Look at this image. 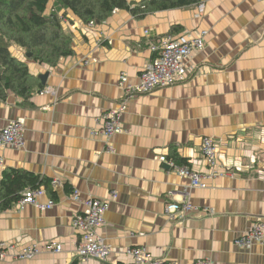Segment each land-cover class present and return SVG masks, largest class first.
Returning a JSON list of instances; mask_svg holds the SVG:
<instances>
[{"label": "crops", "instance_id": "obj_1", "mask_svg": "<svg viewBox=\"0 0 264 264\" xmlns=\"http://www.w3.org/2000/svg\"><path fill=\"white\" fill-rule=\"evenodd\" d=\"M68 16L63 27L74 55L56 67L12 51L33 76H49L27 104L13 94L0 100V129L19 121L24 141L20 149L0 148V179L5 171L23 170L62 186L50 184L57 194L51 210L15 204L0 211V244L8 254L0 264H80L75 248L81 235L72 220L89 198L109 203L95 236L111 254L83 264H136L128 254L134 249L167 264H264V243L235 246L264 222V0H201L143 19L117 10L94 26ZM194 31L206 32L204 47L186 60L183 81L129 93L153 62V45ZM113 112L120 131L107 138L104 117ZM204 137L218 145L216 175L206 189H195L159 158L167 160L173 150L191 170L207 174ZM48 200L45 191L40 202ZM171 202L196 210L171 221L165 212ZM52 240L61 244L60 253L14 257Z\"/></svg>", "mask_w": 264, "mask_h": 264}, {"label": "trees", "instance_id": "obj_2", "mask_svg": "<svg viewBox=\"0 0 264 264\" xmlns=\"http://www.w3.org/2000/svg\"><path fill=\"white\" fill-rule=\"evenodd\" d=\"M199 3L201 0H0V100L13 94L27 104L34 92L46 87L30 73L25 62L14 56V48L21 50L26 59L48 68L74 55L72 35L63 27L66 20L70 22L68 15L87 26L102 25L117 10L143 19L148 14L186 9ZM175 30L173 27L171 32ZM156 56L154 53L153 61ZM167 160L190 167L189 161L173 150ZM50 184V180L23 170L5 171L0 179V211L12 208L27 189L44 188L55 202L57 194Z\"/></svg>", "mask_w": 264, "mask_h": 264}, {"label": "built area", "instance_id": "obj_3", "mask_svg": "<svg viewBox=\"0 0 264 264\" xmlns=\"http://www.w3.org/2000/svg\"><path fill=\"white\" fill-rule=\"evenodd\" d=\"M89 26H94V24L90 23ZM148 33L145 32L146 35ZM205 36L206 32L204 31H194L187 36L179 38L172 35L161 38L151 47V51L157 53L155 60L142 71L139 84L131 89L129 93L133 95H145L154 90L171 87L183 81L188 74L186 60L194 51L203 49ZM118 116L119 113L116 112L105 115L104 125L102 127V133L105 137L109 138L114 133L120 131V127L117 124ZM23 146V126L21 122L12 121L0 129V148L10 147L20 149ZM200 150L203 161L208 167L209 172L207 174L195 172L188 166L174 165L171 161H167L164 156H161L159 161L164 162L178 176L187 178L192 188L206 189L208 187V181L216 175L217 142L211 137H204L201 140ZM2 164L3 162L0 159V167ZM51 185L53 188L62 186L57 179L52 180ZM44 195V188L27 189L22 193L16 205L18 208L32 205L39 211L51 210L55 202L48 200L45 203H41L40 198ZM72 198L76 202L80 201L77 192L72 194ZM112 199H116L115 194H113ZM83 205L85 207L84 211L76 214L72 220V227L81 235V241L75 248L76 256L80 264L86 262L88 258L106 261L111 254V248L97 239L95 231L104 226L105 214L108 211L109 203L89 198L83 202ZM193 210H196V208L189 202H182L181 204L171 202L165 206L166 215L171 221L181 219L185 214H189ZM205 211L212 213V210L205 209ZM263 243L264 222L261 221L255 223L248 232L240 236L235 241V246L239 249H248L255 244ZM6 249L5 244H0V261L8 256ZM62 250L61 244L52 240L41 244V246L33 244L14 257L30 259L42 253H60ZM128 254L133 257L136 264H167L163 260L150 258L144 249H134L128 251ZM194 264H212V262L203 260L195 262Z\"/></svg>", "mask_w": 264, "mask_h": 264}, {"label": "water", "instance_id": "obj_4", "mask_svg": "<svg viewBox=\"0 0 264 264\" xmlns=\"http://www.w3.org/2000/svg\"><path fill=\"white\" fill-rule=\"evenodd\" d=\"M28 58H30V54L27 55ZM49 73L45 72L43 74H39L37 77L40 80L42 85H46L47 79H48ZM164 167H168L166 164H164Z\"/></svg>", "mask_w": 264, "mask_h": 264}]
</instances>
